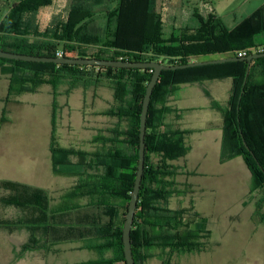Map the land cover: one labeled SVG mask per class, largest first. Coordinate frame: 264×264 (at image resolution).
<instances>
[{"label":"trees","instance_id":"trees-1","mask_svg":"<svg viewBox=\"0 0 264 264\" xmlns=\"http://www.w3.org/2000/svg\"><path fill=\"white\" fill-rule=\"evenodd\" d=\"M54 1L15 3L0 22V49L49 57L57 56V50H61L67 57L129 61L164 62L167 57L171 59L166 64H182L191 56L199 60L238 57L237 51L264 43L258 40L264 35V2L232 26L210 13L203 17L195 9L198 26L166 39L154 0H118L107 13L114 28L104 38L89 35L83 27L92 15L89 0H69L65 18L39 28L40 16ZM249 54L250 51L246 56ZM0 73L8 80L0 123L7 121L16 96L38 92L44 85L50 87L52 171L62 172L63 164L80 166L81 170L63 171L79 176L67 194H74L80 204L67 209L76 211L77 233L83 234L82 223L91 224L94 244L90 242V248L98 254L94 260L74 264H126L122 225L137 169L141 103L152 69L0 57ZM222 78H230L232 86L224 104L213 103L222 114L219 159L225 162L238 156L244 160L250 173V193L261 190L254 215L264 222V56L250 62L238 59L162 70L147 111L144 171L130 230L135 264H147L156 250L161 255L160 264H172L174 256L200 252L205 247L209 231L201 228L197 220L188 225L181 210L167 205L170 196L181 193L176 181L179 167L173 161L184 158L189 150L187 130L167 120V115L176 111L168 102L181 84ZM77 87H107L112 93L111 106L102 114L117 121L113 126L98 128L92 140L97 145L90 151L57 146L54 141L58 96L68 95ZM72 156L77 160L73 162ZM0 189L4 191L0 195L3 205L22 212L31 203L48 212V221L54 220L56 206L43 189L13 180H0ZM18 218L17 223H22V215Z\"/></svg>","mask_w":264,"mask_h":264},{"label":"rangeland","instance_id":"rangeland-1","mask_svg":"<svg viewBox=\"0 0 264 264\" xmlns=\"http://www.w3.org/2000/svg\"><path fill=\"white\" fill-rule=\"evenodd\" d=\"M117 1L89 0L88 6L92 15L83 23L85 32L104 38L114 28V21H108L107 13L113 10ZM263 1L226 0L218 7V11L220 14L227 13L226 19L238 20L251 13ZM63 6L69 8V0H55L46 13L40 16L42 25L39 28L55 22L53 17ZM258 40L264 41V35L258 36ZM170 59L166 57L163 61L167 63ZM201 85L212 89L207 84ZM7 87L8 80L0 73V98L5 96ZM48 91L50 87L44 85L38 92L16 96L14 99L18 103H11L7 121L0 123V175L9 173L12 177L10 180L21 182H24L25 176H30L31 180L40 183L43 188L50 185L66 186L75 177L66 176L63 171L81 170L78 164H63L60 166L62 172L52 174L49 171L47 156L50 121L46 109ZM182 94L183 91L177 92V104L184 103L181 100ZM109 98L112 103V93L107 87L89 88L86 91L77 87L68 95H59L60 108L57 111L54 131L56 145L92 149L89 141L98 132V128L107 127L109 121L113 126L117 121L115 117H104L98 113L103 106L109 107ZM193 100L201 108L195 112L184 113L183 120L192 116L202 120H215L213 114L204 108L199 97L194 95ZM202 120L198 125H205ZM186 144L189 152L184 158L173 161V164L179 167V171L183 169L187 174L177 175L179 181L182 180L178 185L181 193L170 196L167 205L170 209L181 210L185 215L183 220L188 225L192 226L197 220L201 228L209 231V237L202 251L174 256L172 264H264V222L254 215L255 197L261 195V190L255 191V197L251 195L250 173L244 160L238 157L227 163L215 162V151L221 148L220 132L215 129L188 135ZM198 160L200 162L197 164ZM185 167L187 170H184ZM0 195H4L1 189ZM75 204L77 206L80 202L65 198V202L59 207L63 212L72 211L74 208H67L75 207ZM47 246L45 260H37L32 256L30 262L24 263L67 264L98 258V254L92 251L78 249L68 252L65 248L60 252L54 250V243H47ZM158 252H153L154 255L147 264L161 263Z\"/></svg>","mask_w":264,"mask_h":264},{"label":"crops","instance_id":"crops-1","mask_svg":"<svg viewBox=\"0 0 264 264\" xmlns=\"http://www.w3.org/2000/svg\"><path fill=\"white\" fill-rule=\"evenodd\" d=\"M19 1L20 0H0V22L9 12L11 7ZM225 2L226 0H154V6L156 12H158L162 18L163 36L164 38L169 39L171 36L179 35L180 32L185 28H196L198 26V20L193 15V11L195 9H197L198 13L203 17H206L209 13L221 17L222 20L228 26L234 25L241 18L246 16L244 15L238 20H233V19L230 20L229 18L226 19L225 16H227V13L220 14L218 11V7ZM88 8L89 10L91 9L89 6ZM63 9L67 11L69 8L66 9L64 6L60 8L59 9L60 12L56 14L55 17H53L55 21H58L59 19L66 17V12ZM27 19H30V17L27 16ZM213 55H217V54H213ZM205 56L207 55H204V57ZM162 58L163 57H161V59ZM197 58L198 56L197 57L191 56L189 58V61H199V59ZM215 58H221V57H213L211 59H215ZM202 83L204 85L206 84L209 85V87L212 88L211 89L212 91L209 88L207 89V87L201 85ZM231 86H232V81L230 78L202 80L199 82L184 83L179 85L176 94L178 91H183L181 100H183L184 103L177 104L176 94L172 96L169 99L168 104L173 108H175L176 111L168 114L167 120L174 127H180L187 130L188 133L186 135V138L188 135L192 133H199L201 131H210L215 129L220 132V143H221L222 114L218 108H215L213 106V103L224 104L230 95ZM83 90L86 91L85 89ZM94 95L95 92L93 96ZM194 95H196L202 100V105L204 106L205 109H208L210 113L213 114V118H215V120H202V118L197 116H192L187 120H183L184 113L195 112L198 108H201L198 105V103L193 100ZM4 97L0 98V117H1L2 108L4 107V102L2 101ZM47 97L48 100H47L46 109L49 112V121H50L47 159L49 162L48 167L50 173L55 174L52 171L51 153H50V142H51V131H52V125H51L52 96L50 91H48ZM108 104H109L108 106L110 107L111 98L108 99ZM109 107L103 106V108L98 113L100 115H103L102 112ZM103 116L107 117V115H103ZM201 120L205 125H198L201 122ZM109 122L110 124L108 126L111 125V121ZM70 128L71 127L69 126V129ZM95 134L91 137L89 141V143L91 144L90 147L92 148L95 145H97L96 143L92 142ZM108 136H110L109 133ZM68 147H73V146H68ZM73 148H77V147H73ZM90 150L91 149H88L86 151H90ZM219 155H220V148L217 149V151H215V162H218V164L227 163L231 160L238 158L237 156L225 162H221L219 159ZM71 160L74 162L77 160V158L72 156ZM196 162L198 164V162L200 161L198 160ZM186 167L184 170H187ZM178 174L184 175L187 174V172L186 171L184 172L183 169H181V171H179ZM66 176L72 178L75 177L72 180V182L66 186L50 185L43 188V185L31 180L30 176H25L23 180L24 182H22L31 185L33 187L41 188L48 193V195L50 196V202L52 204H55L56 209L57 208L59 209V211L57 209V211L54 213L55 217L54 220L52 221H48L49 214L46 210H43L42 207H37L35 205L33 206V204L29 203L28 206L25 207V209L22 212H17L15 208H9V206L3 205L1 203V196H0V264H7V263L25 264L24 263L25 261L30 262L32 260V256H34L35 257L34 259L37 260H45L48 252L47 243L56 244V248L54 250L60 252L62 249L65 248L68 252L78 249L87 252L90 251L95 252V249L90 248V242L94 244V234H92L93 233L92 230H89L91 224L88 222L82 223L81 230L83 234L77 233L76 231L77 228L75 227H77L79 223H77L75 220L76 211L72 210V211L63 212V210L61 211V207H59L60 204L65 202V198L72 199L73 201L75 200L77 201V198H75L74 194H67V192L73 186H75V184L78 183L79 176L74 174H67ZM9 178H12L9 175V173L0 175V180H10ZM176 181L181 182L182 180L179 181V178L177 176ZM255 191L251 193V195L254 196ZM259 197L260 196L255 197L256 204ZM21 215L23 217V222L19 224L17 223V219H19L18 216ZM89 260H94V258H88L82 261H89ZM74 263L76 262H70L67 264H74Z\"/></svg>","mask_w":264,"mask_h":264},{"label":"water","instance_id":"water-1","mask_svg":"<svg viewBox=\"0 0 264 264\" xmlns=\"http://www.w3.org/2000/svg\"><path fill=\"white\" fill-rule=\"evenodd\" d=\"M264 56V52L251 53L244 57H221L209 60L189 61L182 64H166L160 60L158 61H129V60H113V59H101V58H86V57H67V56H39L32 54H24L17 52H10L0 49V57L10 59H21L26 61H50L54 63H66V64H84V65H98V66H113V67H132V68H151L152 74L146 85L145 93L143 95L141 103V111L139 115V146H138V158H137V169L134 178L133 188L130 194V199L127 204V208L124 215V221L122 225V244L123 254L126 264H135L130 240V230L134 218V213L137 207L138 194L141 186L142 175L144 171V153H145V130H146V119L147 111L149 107L150 97L154 85L160 77L161 71L166 69L184 68L208 63H221L229 60L246 59L250 62L252 59ZM248 68L246 70V75ZM244 78V83L246 79ZM245 142V141H244Z\"/></svg>","mask_w":264,"mask_h":264},{"label":"built area","instance_id":"built-area-1","mask_svg":"<svg viewBox=\"0 0 264 264\" xmlns=\"http://www.w3.org/2000/svg\"><path fill=\"white\" fill-rule=\"evenodd\" d=\"M247 51L248 52L250 51L251 53L264 52V43L263 44H258V45L254 46L250 50H239V51H237V56L238 57H244L248 53ZM56 55L57 56H62L61 50H57Z\"/></svg>","mask_w":264,"mask_h":264}]
</instances>
